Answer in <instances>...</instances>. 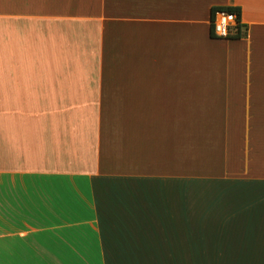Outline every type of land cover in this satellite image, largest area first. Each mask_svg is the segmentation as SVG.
Here are the masks:
<instances>
[{"label":"crops","instance_id":"obj_1","mask_svg":"<svg viewBox=\"0 0 264 264\" xmlns=\"http://www.w3.org/2000/svg\"><path fill=\"white\" fill-rule=\"evenodd\" d=\"M262 228L264 0H0V264L235 260Z\"/></svg>","mask_w":264,"mask_h":264},{"label":"rangeland","instance_id":"obj_2","mask_svg":"<svg viewBox=\"0 0 264 264\" xmlns=\"http://www.w3.org/2000/svg\"><path fill=\"white\" fill-rule=\"evenodd\" d=\"M76 18L77 20L86 23L95 21L94 19L95 17H76ZM62 20L63 18H61V23L63 22ZM46 194H48V192H46ZM262 230H264V228H262ZM209 239L210 238H205V247L208 248H210L211 245V241ZM250 246L251 248H249V255L236 257L235 260H231L227 256L226 257L222 256L221 258V257L211 256L210 254H205L203 256V264H264V240H256V241L253 240L251 241ZM252 247L254 249H252ZM205 252H210V250L205 249ZM89 258L90 257L77 254L76 262L90 264L88 262ZM104 258H105V263H107L106 257Z\"/></svg>","mask_w":264,"mask_h":264},{"label":"built area","instance_id":"obj_3","mask_svg":"<svg viewBox=\"0 0 264 264\" xmlns=\"http://www.w3.org/2000/svg\"><path fill=\"white\" fill-rule=\"evenodd\" d=\"M211 27L213 35L221 39L243 34V23L236 14L217 11L212 17Z\"/></svg>","mask_w":264,"mask_h":264},{"label":"trees","instance_id":"obj_4","mask_svg":"<svg viewBox=\"0 0 264 264\" xmlns=\"http://www.w3.org/2000/svg\"><path fill=\"white\" fill-rule=\"evenodd\" d=\"M217 11H222V12H226V13H232V14H236L239 18H241V9L238 7H234V6H227V7H215L212 9V17L214 16V14ZM241 35L237 34V35H233L230 36L229 38H240Z\"/></svg>","mask_w":264,"mask_h":264}]
</instances>
